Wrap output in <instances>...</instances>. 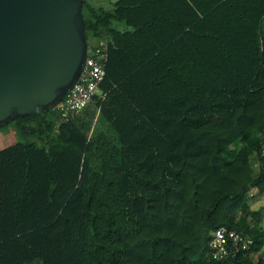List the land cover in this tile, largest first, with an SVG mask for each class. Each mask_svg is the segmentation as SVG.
I'll return each instance as SVG.
<instances>
[{
	"label": "trees",
	"instance_id": "1",
	"mask_svg": "<svg viewBox=\"0 0 264 264\" xmlns=\"http://www.w3.org/2000/svg\"><path fill=\"white\" fill-rule=\"evenodd\" d=\"M94 1L100 93L0 148V264H264V0ZM220 225L252 243L212 257Z\"/></svg>",
	"mask_w": 264,
	"mask_h": 264
},
{
	"label": "water",
	"instance_id": "2",
	"mask_svg": "<svg viewBox=\"0 0 264 264\" xmlns=\"http://www.w3.org/2000/svg\"><path fill=\"white\" fill-rule=\"evenodd\" d=\"M83 0H0V126L45 115L77 81L88 52Z\"/></svg>",
	"mask_w": 264,
	"mask_h": 264
},
{
	"label": "built area",
	"instance_id": "3",
	"mask_svg": "<svg viewBox=\"0 0 264 264\" xmlns=\"http://www.w3.org/2000/svg\"><path fill=\"white\" fill-rule=\"evenodd\" d=\"M107 61L106 42L100 40L89 48L83 69L71 89L52 108L61 121L75 119L99 94L100 83L105 76ZM252 239L245 234L226 225L218 226L208 241V249L214 258L235 256L239 251L247 249Z\"/></svg>",
	"mask_w": 264,
	"mask_h": 264
},
{
	"label": "rangeland",
	"instance_id": "4",
	"mask_svg": "<svg viewBox=\"0 0 264 264\" xmlns=\"http://www.w3.org/2000/svg\"><path fill=\"white\" fill-rule=\"evenodd\" d=\"M110 2V0L94 1V3L100 4L105 8L110 7ZM89 113L87 114V122H85V126L89 128V132L94 130V132L97 133V136H100L106 130L105 123L96 108L92 107ZM21 139H23V137H21V135L18 133L15 128V124L12 123V121L0 126V148L6 147L7 145H10ZM254 206L261 209V223L264 226V195L254 202Z\"/></svg>",
	"mask_w": 264,
	"mask_h": 264
},
{
	"label": "crops",
	"instance_id": "5",
	"mask_svg": "<svg viewBox=\"0 0 264 264\" xmlns=\"http://www.w3.org/2000/svg\"><path fill=\"white\" fill-rule=\"evenodd\" d=\"M96 1H103V0H96ZM110 1L112 2V1H115V0H110Z\"/></svg>",
	"mask_w": 264,
	"mask_h": 264
}]
</instances>
